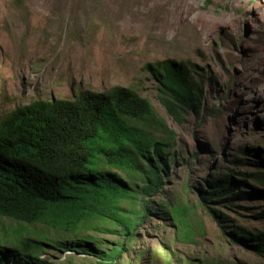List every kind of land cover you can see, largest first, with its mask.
I'll list each match as a JSON object with an SVG mask.
<instances>
[{"label":"rangeland","instance_id":"obj_1","mask_svg":"<svg viewBox=\"0 0 264 264\" xmlns=\"http://www.w3.org/2000/svg\"><path fill=\"white\" fill-rule=\"evenodd\" d=\"M166 60L184 66L191 91L202 89L199 109L171 108L148 67ZM112 86L145 98L160 120L150 136L162 140L173 163L154 198L187 204L189 233L174 212V220L149 217L129 240L103 214L67 228L0 216L5 244L39 240L40 256L60 264H98L90 252L56 246L77 238L106 254L124 243L118 264H264V256L227 238L188 186L232 171L253 195L216 208L232 224L264 231V196L254 192L264 189V0H0V119L36 99ZM111 171L133 189L145 183L131 169ZM146 198L138 192L117 202L130 229Z\"/></svg>","mask_w":264,"mask_h":264},{"label":"trees","instance_id":"obj_2","mask_svg":"<svg viewBox=\"0 0 264 264\" xmlns=\"http://www.w3.org/2000/svg\"><path fill=\"white\" fill-rule=\"evenodd\" d=\"M148 67L172 98L171 108H200L202 89L196 86L191 91L186 86L187 72L181 63L166 60ZM159 123L149 102L123 86L83 89L72 99H36L15 107L0 119V216L23 224L45 221L67 228L92 213L103 214L119 223L129 240L135 227L149 217L163 220L169 215L174 220V212L189 233L187 204L176 206L177 199L172 203L154 198L163 193L173 163L162 152V140L150 136V128ZM111 168L131 169L144 175L145 183L138 189L128 187ZM245 185L232 171L210 173L193 186L188 184L230 241L264 256V231L232 224L215 206L231 209L236 201L253 195ZM138 192L147 198L130 229L125 221L128 210L116 204ZM254 192L264 196V189ZM258 217L264 218V210ZM4 239L0 237V264H60L40 256L39 240L19 247L5 244ZM123 244L106 254L84 238L56 242L64 250L90 252L98 264H118L127 249Z\"/></svg>","mask_w":264,"mask_h":264}]
</instances>
